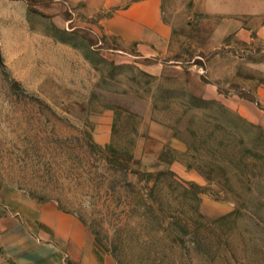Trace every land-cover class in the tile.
Wrapping results in <instances>:
<instances>
[{"label": "rangeland", "instance_id": "374dc122", "mask_svg": "<svg viewBox=\"0 0 264 264\" xmlns=\"http://www.w3.org/2000/svg\"><path fill=\"white\" fill-rule=\"evenodd\" d=\"M46 2L0 0V200L21 190L85 216L118 264H264V130L194 95L202 82L189 75L221 58L264 84V44L209 52L224 20L262 24L264 0H161L187 72L168 78L120 54L95 20L48 16ZM108 112L114 136L100 148ZM150 134L189 174L141 169ZM113 153L136 159L111 166Z\"/></svg>", "mask_w": 264, "mask_h": 264}, {"label": "crops", "instance_id": "0c3cea01", "mask_svg": "<svg viewBox=\"0 0 264 264\" xmlns=\"http://www.w3.org/2000/svg\"><path fill=\"white\" fill-rule=\"evenodd\" d=\"M46 1L42 6L48 9L50 17H64L71 24H76L82 16L98 22L104 35L116 42L118 52L142 62L147 71L158 70L159 76L166 78L171 70L177 76L187 73L180 62L174 61L177 55L173 51L172 28L164 21L161 0ZM77 8H80L79 12H76ZM66 10L72 13L69 19L65 16ZM250 43L264 44V22L251 29L243 16L228 18L214 30L209 52L227 49V53L231 47ZM255 65L264 78V60L256 61ZM193 68L190 67L189 75H195L202 82L198 85L199 91H193L194 95L207 97L240 121L264 130V84L257 82L249 86L243 75L237 76L230 60L212 59L206 73L208 82L205 81L206 74H198ZM237 80L240 81L237 83ZM113 126L112 114H103L97 119L92 141L98 147L106 148L113 140ZM167 142L154 134L144 138L142 154L138 157L141 169L148 172L170 170L180 176L189 174L177 162L162 160L168 149ZM132 157L113 153L108 164L130 167ZM147 240L146 237L145 242ZM0 264L118 262L85 216L64 208L53 199L41 200L20 190L12 201L4 203L0 200Z\"/></svg>", "mask_w": 264, "mask_h": 264}]
</instances>
